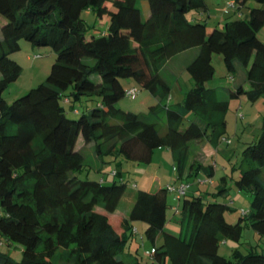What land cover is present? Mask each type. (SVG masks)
<instances>
[{
  "label": "trees",
  "instance_id": "16d2710c",
  "mask_svg": "<svg viewBox=\"0 0 264 264\" xmlns=\"http://www.w3.org/2000/svg\"><path fill=\"white\" fill-rule=\"evenodd\" d=\"M138 1L0 0V234L22 248L19 259L0 250V264H162L167 257L171 264H264L256 244L233 249L231 257L218 251L224 237L239 241L244 226L264 237V115L256 140L232 166L238 169L235 187L251 193L249 209L236 221L225 218L233 207L218 199L230 188L222 174L214 191L186 189L180 195L179 233L166 229L172 206L167 183L138 188L128 214L111 223L126 188L123 159L149 162L156 148L165 147L173 152L177 179L189 183L199 171L210 178L213 165L199 161L190 142L206 139L215 146L225 137L229 99L252 102L264 95V40L258 34L264 0H233L237 16L229 14L209 30L205 0H145V17ZM85 9L95 14L93 23L81 16ZM21 39L49 46L54 61L43 81L7 102L2 91L21 72L10 54ZM189 48L195 51L185 64L187 87L180 101L166 104L170 84L159 69ZM213 53L222 56L228 76L238 63L244 68L241 82L224 98L207 85ZM125 78L156 102L144 112L118 106L130 88ZM160 115L162 133L155 123ZM79 134L97 158L114 162L110 177H87ZM137 220L153 244L151 263L119 256Z\"/></svg>",
  "mask_w": 264,
  "mask_h": 264
},
{
  "label": "rangeland",
  "instance_id": "374dc122",
  "mask_svg": "<svg viewBox=\"0 0 264 264\" xmlns=\"http://www.w3.org/2000/svg\"><path fill=\"white\" fill-rule=\"evenodd\" d=\"M205 1L207 2L209 9L203 15L206 17V26L208 30L215 23L221 25L225 17L229 14H231L230 17L237 16L232 12L233 6L228 4L229 0ZM247 4L253 5L256 4V2L248 0ZM137 5L141 8L142 16L145 17L148 13L147 2L145 0H139ZM108 6H110V3H108ZM196 12L190 11L188 12V15L191 13L196 14ZM81 16L88 23H93L95 21V14L88 9L83 10ZM97 26L102 29L105 28L106 23L98 22ZM258 34L260 37L262 36L264 38V25L258 31ZM19 43V50L12 52L10 56L20 63L21 72L19 76L9 82L2 91V96L7 102H11L16 97L25 93L30 87L43 81L54 61V52L49 46H33L25 39H21ZM194 51L195 48H189L174 54L169 58L167 63L159 69L160 74L170 84V91L168 98L166 99V104L175 105L176 102L180 101L183 87L185 90L187 87L186 81L190 77L185 69V64ZM212 61L215 68L214 75L207 82V85L213 88L217 96L224 98L227 95L228 88L241 82L244 68L238 63L236 71L231 76H228L226 75L222 56L219 53H213ZM177 81L182 86V90L179 88ZM124 84L135 88L136 92L133 95L125 93L117 100V105L121 108L144 112L147 104L156 102V99L147 90L138 89L136 82L131 78H125ZM67 114L72 117L77 116V113H74L73 111H68ZM263 115L264 95L252 102L244 97L230 98L229 106L224 112L225 126L222 131V135H224L229 141L221 140L220 138L215 146L212 147L207 143L203 148L205 154L211 153L213 154V158L218 160V167L214 173L216 182L215 184L210 183L212 190L215 189V185L220 175L226 174L227 176V185L230 187L229 193L226 196L220 195L218 199L229 203L233 207L232 209H226L224 212L225 218L231 222L238 219L241 215L240 211L249 209L251 200V193L249 191L240 190L235 187L233 177L238 175V169L232 168V166L239 163L245 147L256 140ZM187 120L188 118L185 119V124H187ZM155 121L158 130L161 133L164 132L165 122L163 117L160 115ZM198 142H190L193 153H196L201 149L200 147H198L199 149L197 148ZM77 144L78 147L81 148L85 164L89 166L87 177L92 179H98L104 175L110 177L109 172L112 167H114V162L110 160L102 162L97 158L92 143H84L80 134L77 139ZM172 153V150L169 148L159 147L154 150L152 159L149 162L122 160V168L127 170L125 176L126 188L119 199L116 212L111 215V223L113 226L117 225L116 219L118 215L126 216V214H128L138 188L148 189L153 187L152 184L156 182V176L162 177L163 180H167L166 182L168 183H179ZM223 166H227V170H224ZM197 184L198 183L196 182H191L192 187H195ZM205 186L206 185L203 184L201 185V188L205 189ZM188 190H190V188H188ZM188 190L187 192H189ZM166 199L169 203L171 202L172 192L170 189L167 190ZM179 202L177 204L178 206ZM179 210L175 212L171 206L167 209L166 229L170 232L179 233L181 229L180 218L182 215ZM172 216L175 217L172 218ZM144 225L143 221H134V226L136 228L135 233L131 236L123 251L119 253L121 258L128 260L132 255H138L139 257L141 256L143 260L151 263L149 253L153 244L144 234ZM250 244H256V248L259 251L264 250V237L259 236L251 227L244 226L242 229V237L239 241L224 237L220 239L218 243V251L226 257H231L233 249L238 248L241 251H246ZM0 250L10 253L17 259L21 257L22 253L20 244L6 240L1 234ZM152 264L159 263L154 262ZM162 264H171V261L167 257Z\"/></svg>",
  "mask_w": 264,
  "mask_h": 264
},
{
  "label": "crops",
  "instance_id": "0c3cea01",
  "mask_svg": "<svg viewBox=\"0 0 264 264\" xmlns=\"http://www.w3.org/2000/svg\"><path fill=\"white\" fill-rule=\"evenodd\" d=\"M262 37V36H261ZM262 39L264 40V38L262 37ZM194 54V53H193ZM192 54V55H193ZM192 57V56H191ZM190 57V58H191ZM177 83H178V86H179V88L182 90V86L179 84V82L177 81ZM183 91H184V87H183ZM209 144L210 146H212L213 147V145L208 141V140H206V139H203V140H200L199 142H198V145H197V148L198 147H200L201 149H200V151H198V152H196L195 154H196V157H197V159L199 160V161H201L202 163H208V162H210L212 165H213V174H212V176L209 178V177H207V175L206 174H204L203 172H201V171H199V173H198V175H197V177H196V179L195 178H193L189 183L188 182H186V183H188V188H190V190H193V189H198L199 191L200 190H207V191H214L215 189H216V185H215V189L214 190H212V188L210 187V183H212V184H215V182H216V179H215V171H216V168L218 167V160L217 159H215V158H213V154H211V153H209V154H205L204 152H203V148L205 147V144ZM209 145H208V148H209ZM199 149V148H198ZM198 153H199V155H198ZM152 159V158H151ZM223 169L224 170H227V166H223ZM198 178H201V180L202 181H197L198 180ZM156 182L155 183H153L152 185H154V184H166V183H168V182H166V181H164L163 180V178L162 177H160V176H156V180H155ZM180 182H185V181H182V180H180L179 179V183ZM191 182H196V183H198L195 187H192V185H191ZM201 183H203V184H205L206 186H205V189H202L201 188V185H203V184H201ZM209 183V184H208ZM217 184V183H216ZM188 188H187V190H188ZM190 190H188V191H190ZM172 192V199H171V208L172 209H174V211L175 212H177L176 210H175V206H177V204H178V202H179V199L175 196V193L173 192V191H171ZM168 202V201H167ZM173 217H175V216H172V218ZM145 226V225H144ZM135 227V226H134Z\"/></svg>",
  "mask_w": 264,
  "mask_h": 264
},
{
  "label": "built area",
  "instance_id": "2783aa9c",
  "mask_svg": "<svg viewBox=\"0 0 264 264\" xmlns=\"http://www.w3.org/2000/svg\"><path fill=\"white\" fill-rule=\"evenodd\" d=\"M228 4L231 5V6H234V2L233 0H229L228 1ZM136 92V89L133 88V87H130L126 93L130 94V95H133L134 93ZM221 140H225V141H229L226 137H222ZM198 181H202L201 178L198 179ZM168 185V189H170L171 191H173L175 193V196L177 198L180 197V195L182 193H184L187 189V186H188V183L186 182H180L178 184H172V183H167ZM175 210L177 211L178 209L176 208L175 206ZM244 211V210H242Z\"/></svg>",
  "mask_w": 264,
  "mask_h": 264
}]
</instances>
